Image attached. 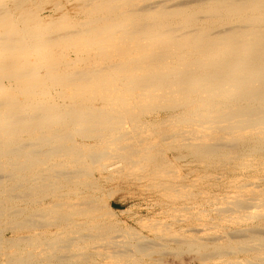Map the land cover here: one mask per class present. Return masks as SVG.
I'll list each match as a JSON object with an SVG mask.
<instances>
[{
    "label": "bare ground",
    "instance_id": "bare-ground-1",
    "mask_svg": "<svg viewBox=\"0 0 264 264\" xmlns=\"http://www.w3.org/2000/svg\"><path fill=\"white\" fill-rule=\"evenodd\" d=\"M179 148L263 170L264 0H0V264H165L152 256L170 241L202 264H264V191L250 176L219 211L224 235L204 237L207 222L184 239L170 222L149 245L103 220L118 190L101 186L148 163L162 175Z\"/></svg>",
    "mask_w": 264,
    "mask_h": 264
},
{
    "label": "rangeland",
    "instance_id": "rangeland-1",
    "mask_svg": "<svg viewBox=\"0 0 264 264\" xmlns=\"http://www.w3.org/2000/svg\"><path fill=\"white\" fill-rule=\"evenodd\" d=\"M184 150H186V149H181V148H179V149H174V150H172L173 152H170L169 153V157L172 159V160H174L175 158H181L180 160H177L176 159V161H175V163L176 164H174V165H172V167L171 166H169V165H163V164H160L161 165V168H160V170L162 171V175H164V177L165 176H167V178L165 177H163L161 174H159L160 176H162V177H159V175L157 176V175H154V173H153V175H152V172H154V171H152V167L149 165V163L148 164H145L146 166H143V167H140V169L138 168V170H140V174L141 175H139V171L137 170V168H133V172H132V170L130 171V169H127V168H122L121 170H120V172H118V174L116 173V175H114L113 177H112V180H110L109 182H106L105 183V185H103V186H101V189L98 191V193H99V195L100 194H102L103 195V193H108V192H111V189L112 190H114V191H112V193H114L115 191H117V192H115V195H116V198L117 199H115L114 201H112V202H110V204L114 207V209H115V212L116 213H114V216H113V214L110 216V217H105L104 216V221L105 222H109V220L111 221V222H109V224H114L115 226H117V228L119 229V230H128V229H133L134 231H136V232H138L139 231V233L144 237V238H142L141 239V241H143V243H147L148 241H150L151 242V245H152V243H155V241L156 242H158V240H159V236H160V234H161V228L162 229H165V228H170V230H172V232H178L179 231V233H177L176 234V236L177 237H185V238H188L189 236H191L193 233H195L196 235H197V233L196 232H194L193 230L191 231V230H188V228H189V225L188 224H193V228H196V226L198 227V228H200V227H202L203 226V224H207V222H210V223H208L207 224V229H208V226H209V228L210 229H208V232L209 233H207V235H205L204 237H207V238H211V237H214V236H217V235H220L221 233H222V235H224L225 234V232L227 233V232H230V228H232V226L230 225V223H229V220H228V218L227 219H223V216H222V214H221V212H219V211H221L225 206H226V202L227 201H231L232 200V197H234L236 194L237 195H240L239 193V190H237L238 188L236 187V186H241V185H244V184H248V180H250V179H252V177L254 178V182H253V180H250L249 181V183H250V186H249V188L251 189V187L253 188V190L255 189H260V188H262V189H260L259 191H264V184H262V183H264V168H263V170H261V169H259V171L258 170H255L256 168V166H254L255 165V161L253 162H250V161H248V160H250V159H248V160H243L242 162H240L241 160L240 159H232V158H230V159H228V160H226L225 162L227 163V165H229V166H227L226 165V163L225 162H223V163H217L218 165V167L215 165V164H212L211 166H207V165H204L202 162H200V160L196 157V156H194V155H192V154H190L189 152H188V150H186V151H184ZM184 152V153H183ZM172 153V154H171ZM224 153L225 154H227L228 155V153H229V150H225L224 151ZM190 155V156H189ZM192 156V157H191ZM191 157V158H190ZM185 158V159H184ZM237 162H235V161ZM234 161V162H233ZM245 161H248V162H245ZM230 162V163H229ZM244 162H245V164H244ZM250 162V163H249ZM198 163H199V165H198ZM200 163H202V164H200ZM233 165H232V164ZM235 163V164H234ZM243 163V164H242ZM248 163H249V165H248ZM181 164V165H180ZM237 164H238V166H239V164H240V166H239V168L237 167ZM247 165V167L245 168L244 166H242V165ZM251 164H252V166H253V168H252V166H251ZM162 165L163 166H165V167H167V166H169V168L171 169L172 168V170L171 171H169L168 169H166V168H164V167H162ZM177 165V166H176ZM201 165V166H200ZM215 165V166H214ZM220 165V166H219ZM224 165H226V166H224ZM149 166H150V168H149ZM148 167V168H147ZM175 167V168H174ZM209 169H208V168ZM231 167V168H230ZM141 168L142 169H144V170H141ZM168 168V167H167ZM173 168H174V170H173ZM180 168V169H179ZM183 170H182V169ZM203 168V169H202ZM207 168V169H206ZM229 168V169H228ZM147 169V170H146ZM166 169V170H165ZM177 169H178V171H177ZM227 169V170H226ZM126 170L128 171V173L126 172ZM136 170H137V172H136ZM148 172V171H150V172H146V171ZM166 171V174H164L165 172L164 171ZM167 170H168V172H167ZM216 170V171H215ZM235 170V171H234ZM246 170V171H245ZM124 171V172H123ZM143 171V172H142ZM176 171V172H175ZM206 171H207V173H206ZM238 171V172H237ZM231 172V173H230ZM247 172V173H246ZM252 172V173H251ZM254 172V173H253ZM257 172V173H256ZM121 173V174H120ZM126 174V175H124V174ZM131 173V174H130ZM139 175H137V174ZM144 173H146V174H144ZM171 173V174H170ZM233 173V174H232ZM236 173V174H235ZM248 173H250V174H252V175H250V174H248ZM261 173V174H260ZM148 174V175H147ZM150 174V175H149ZM170 176H168V175ZM175 174V175H174ZM179 174V175H178ZM206 174V175H205ZM211 174V175H210ZM123 175V176H122ZM145 175H147L148 176V178H149V176H150V178L148 179L147 178V176H145ZM176 175H178V179H173L174 177H171V176H176ZM205 175V176H204ZM233 175V176H232ZM247 175V176H246ZM256 175V176H255ZM259 175H262V176H259ZM124 176H126V177H124ZM127 176H128V178H127ZM132 176V177H131ZM134 176V177H133ZM143 176V177H142ZM153 178H152V177ZM156 176V177H155ZM186 178H185V177ZM200 178H199V177ZM207 176V177H206ZM211 176H212V178H215L216 177V179H211ZM215 176V177H214ZM221 176V177H220ZM237 176V177H236ZM247 178H246V177ZM250 176V177H249ZM255 176V177H254ZM118 177V178H117ZM131 177V178H130ZM140 177V178H139ZM155 177V178H154ZM169 177V178H168ZM180 177V178H179ZM183 177V178H182ZM204 177H206V178H204ZM218 177V178H217ZM234 177V178H233ZM238 177H240V179L238 178ZM248 177L250 178V179H248ZM125 178H127L126 180H124ZM143 178H145L144 180H143ZM147 178V179H146ZM195 178V179H194ZM204 178V179H203ZM207 178H209V179H207ZM232 178V179H231ZM237 178V179H236ZM257 178V179H256ZM260 178V180H258ZM115 180V182H114V180ZM118 179V180H117ZM141 179V182L139 181L138 182V180H140ZM162 179V180H161ZM193 179V180H192ZM197 179V180H196ZM199 179H202V180H200L199 181ZM242 179H243V183H242ZM247 179V180H246ZM256 179V180H255ZM117 180V181H116ZM128 180H130V181H128ZM132 180V181H131ZM134 180H136V181H134ZM146 180V181H145ZM150 180V181H149ZM153 182H152V181ZM166 180V181H165ZM173 182H172V181ZM190 180V181H189ZM196 180V181H195ZM207 180L209 181V182H207ZM212 180V181H211ZM220 180V181H219ZM236 182H235V181ZM258 180V181H257ZM111 181H113V182H111ZM149 181V182H148ZM180 181V182H179ZM185 181V182H184ZM203 181H205L204 183H203ZM233 181L235 182V183H233ZM148 182V183H147ZM161 182H162V184H164V183H166V184H164V185H161ZM168 182V183H167ZM198 184H197V183ZM201 182V183H200ZM207 182V183H206ZM218 182V183H217ZM228 182H230V183H228ZM147 183V184H146ZM149 183H150V185H149ZM154 183V184H153ZM157 183H158V185H157ZM191 183L193 184V185H191ZM203 183V184H202ZM213 183V184H212ZM224 183V184H223ZM144 184V185H143ZM145 184H146V186H149V187H147L146 188V186H145ZM174 184V185H173ZM182 184V185H181ZM186 184H188V185H186ZM197 184V185H196ZM204 184H205V186H204ZM212 184V187H214V190H213V188L211 187V186H209V185H211ZM216 184H217V186H216ZM223 184V185H222ZM229 184H230V186H229ZM234 184V185H233ZM260 184V185H259ZM153 185V186H152ZM160 185V186H159ZM173 186V189L170 187V188H168L169 186ZM182 186V187H180L181 189L183 188H185L184 189V191L182 190L181 191V189L179 188V186ZM186 185V186H185ZM191 185V186H190ZM199 185V186H198ZM221 185V186H220ZM227 185H228V187L229 188H231L230 190H229V188L227 187ZM236 185V186H235ZM252 185V186H251ZM255 185V186H254ZM142 186H144V187H142ZM156 186V187H155ZM177 186V187H176ZM183 186H185V187H183ZM193 186V187H192ZM204 187V188H202V187ZM218 186H220V187H218ZM235 186V187H234ZM105 187V188H104ZM119 187V188H118ZM153 187H154V189H153ZM157 187H158V189H157ZM160 187V188H159ZM198 188V190H196L197 188ZM201 187V188H200ZM209 187V188H208ZM217 187H218V189H217ZM236 188V189H234V188ZM255 187V188H254ZM259 187V188H258ZM151 188V189H150ZM164 190H163V189ZM176 188H178V189H176ZM187 188H190L189 190L187 189ZM193 190H192V189ZM206 188V189H205ZM208 188V189H207ZM167 189V190H166ZM234 191H233V190ZM103 190V191H102ZM106 190V191H105ZM165 190H166V192H168V191H170V193L168 192V194L165 192ZM173 190H174V192L176 191V193L177 194H175V196H173V195H171V191H172V194H174V192H173ZM188 190V191H187ZM192 191V193H191V191ZM203 190V191H202ZM204 190H206V193H205V191ZM219 190H220V192H219ZM224 190H225V193H227V191H228V193L227 194H229V195H224ZM200 191V192H199ZM202 191V192H201ZM208 191V192H207ZM233 191V192H232ZM160 192H161V195H160ZM164 192V193H163ZM182 192V193H181ZM187 192V193H186ZM199 192V193H198ZM217 192V193H216ZM222 192V193H221ZM237 192V193H236ZM239 192V193H238ZM258 192V191H257ZM159 193V194H158ZM163 193V194H162ZM184 193H185V195L187 196H183L184 195ZM190 193H191V195H190ZM202 193V194H201ZM206 195H204V194ZM213 193V194H212ZM214 193H215V195H214ZM219 193V194H218ZM234 194V196H230V195H232V194ZM251 192H248V194H250ZM260 192H258V195L260 196V194H259ZM167 194V195H166ZM180 194H182V196H180ZM188 194V195H187ZM208 194H211V196L212 197H210V195H208ZM224 196H223V195ZM244 194H246V193H244ZM247 194V195H248ZM101 195V196H102ZM164 195H166L165 197H164ZM178 195L180 196L179 198H175L176 196L178 197ZM197 195V196H196ZM199 195V196H198ZM201 195V196H200ZM218 195V196H217ZM221 195V196H220ZM236 195V196H237ZM172 196V197H171ZM192 196H193V198H192ZM196 196V197H195ZM235 196V197H236ZM190 197H191V200H189L190 199ZM201 197H203V198H201ZM172 198H174V199H172ZM189 198V199H188ZM195 198V199H194ZM206 198H209L208 199V201H207V199ZM221 198H222V200H221ZM223 198H225L226 199V201H224L223 200ZM229 198V199H228ZM159 199V200H158ZM162 199V200H161ZM217 199V200H216ZM188 200V201H187ZM203 200V201H202ZM211 200V201H210ZM213 200H214V203H213ZM221 200V201H220ZM175 201V202H174ZM185 201H187V202H185ZM199 201V202H198ZM216 201H218V202H216ZM223 201V202H222ZM106 202H107V204H106ZM174 202V203H173ZM197 202H198V204H197ZM208 202V203H207ZM221 202V203H220ZM106 205H109V202L106 200L105 202H104ZM160 203V204H159ZM165 203V204H164ZM171 203V204H170ZM184 203V204H186V205H190L189 207L191 208V212H190V208L188 207V209L186 210V208H184V207H182V208H184V210L183 209H181L180 207H181V205ZM197 204V206L196 205H194V204ZM208 205H207V204ZM217 203V204H216ZM224 203H226V204H224ZM158 204V205H157ZM162 204V205H161ZM168 204V205H167ZM174 204V205H173ZM180 206H179V205ZM206 204V205H205ZM214 204V205H213ZM220 204H222V205H220ZM166 207H165V206ZM178 206V208H176V207H173V206ZM194 205V206H193ZM212 205V206H211ZM218 205V206H217ZM228 205V204H227ZM20 206H23V207H26V204L24 205V202L23 203H21L20 204ZM169 206V207H168ZM192 206V207H191ZM220 206V207H219ZM168 207V208H167ZM204 207V208H203ZM210 207V208H209ZM217 207V208H216ZM170 208H172V210H170L169 211V209ZM198 208V209H197ZM168 209V210H167ZM173 209H175V210H173ZM178 209H180V210H178ZM207 209V210H206ZM121 210V211H120ZM124 210V211H123ZM162 210V211H161ZM204 210V211H203ZM213 212H212V211ZM215 210V211H214ZM164 211H168L167 213L166 212H164ZM173 213H172V212ZM177 211V213H175ZM188 211V212H187ZM193 211H196V212H193ZM199 211V212H198ZM203 211V212H202ZM209 211V212H208ZM173 214V216H175V218L176 219H172V218H174L173 216H172V214ZM178 212H180V213H178ZM186 212V213H185ZM211 212V213H210ZM215 212V213H214ZM100 213V212H99ZM102 213H103V211H102ZM175 213V214H174ZM188 213V215H187V217H186V214ZM189 213H192L191 215L189 214ZM194 213V214H193ZM199 215H198V214ZM166 214V215H165ZM167 214H169V216L167 215ZM171 214V215H170ZM179 214V215H178ZM182 214V215H181ZM206 214H208V215H206ZM184 215V216H183ZM189 215H190V217H189ZM193 215V216H192ZM195 215H197V216H195ZM206 215V216H205ZM180 218H179V217ZM192 216V217H191ZM198 216H199V218H198ZM203 216H204V218H203ZM112 217V218H111ZM143 217V218H142ZM184 218V219H182V218ZM213 217V218H212ZM221 217V218H220ZM109 218H111V219H109ZM116 218V219H115ZM146 218H147V220H146ZM171 218V219H170ZM179 220H178V219ZM219 218V219H218ZM168 219V220H167ZM170 219V220H169ZM195 219V221L193 222V220ZM203 219H204V221H203ZM108 220V221H107ZM144 221V223H143V221ZM172 220H174V221H172ZM178 220V224H177V222L176 221ZM183 220V221H182ZM205 220H208V221H206L205 222ZM227 220H228V223H227ZM112 221H115V222H112ZM152 221V222H151ZM161 221H163V222H161ZM183 223H182V222ZM198 221H199V223H198ZM222 221V222H221ZM225 221V222H224ZM116 222H118V223H116ZM123 222V223H122ZM125 222V223H124ZM149 222V223H148ZM157 222V223H156ZM160 222V223H159ZM164 222H166V223H164ZM170 222H172V223H170ZM213 222H214V224H213ZM221 222V223H220ZM223 222H224V224H223ZM147 225H146V224ZM151 223V224H150ZM154 225H153V224ZM162 225V226H159L160 227V229H159V227H155V226H157V225ZM169 223H170V225H169ZM214 225H212V224ZM216 223L218 224V225H216ZM220 223V224H219ZM118 224V225H117ZM145 226H144V225ZM149 224V225H148ZM174 224V225H173ZM183 224V225H182ZM201 224V225H200ZM121 225V226H120ZM142 225V226H141ZM154 226V227H151V226ZM170 227H169V226ZM180 225V226H179ZM166 226V227H165ZM168 226V227H167ZM173 226V227H172ZM187 226V227H186ZM228 226V227H227ZM130 227V228H129ZM141 227V228H140ZM143 227H148L147 229H145V228H143ZM152 229V231H149V230H151L150 228ZM163 227H165V228H163ZM177 227V228H176ZM187 228V229H185L184 230V228ZM215 227V228H214ZM121 228V229H120ZM124 228H127V229H124ZM182 231H184V233L186 234H184L183 233V231L181 232L179 229ZM218 228H220V229H218ZM145 229V230H144ZM156 229H159V230H154ZM211 232H210V231ZM216 230V231H215ZM221 230V231H220ZM158 231H160V232H158ZM189 231V232H188ZM215 231V232H214ZM192 232V233H191ZM155 233V234H154ZM214 233V234H213ZM185 236H184V235ZM209 234V235H208ZM115 235H119V233L117 232V233H115L114 234V236ZM159 235V236H158ZM178 235H180V236H178ZM188 235V236H187ZM202 234H199L198 233V235L197 236H201ZM155 236V237H154ZM184 238V239H185ZM145 240H148L147 242L145 241ZM151 240H153V241H151ZM171 242V241H170ZM168 243V247H166L167 248V250H169V251H167L166 250V248L163 250V252L165 253H160L159 255L157 254V253H155L154 254V256H152V258H156V259H158V258H162L163 260H166L167 262L165 263V261H163L165 264H181V262H183L182 264H202L201 263V253L200 252H198L196 249L194 250V249H191L190 250V248H187V247H181V246H178V244H176V243H174V242H172V243ZM147 244H149V243H147ZM150 245V244H149ZM210 245H212V244H210ZM173 247V248H172ZM181 247V248H180ZM209 247H212V246H209ZM171 248H172V250H171ZM176 249V250H175ZM182 249V250H181ZM190 250V251H188V250ZM133 249H131V251H132ZM181 250V251H180ZM166 251H167V254H166ZM173 251L174 253L172 254L171 252ZM176 251H178V252H176ZM193 251H197V252H193ZM170 254H169V253ZM186 252H188V253H190L189 255L188 254H186ZM131 253H134V251L133 252H131ZM181 253H182V255H181ZM185 253V254H184ZM194 253H196V254H194ZM172 254V255H171ZM187 255V256H186ZM137 257H138V259L141 261H143V263H147V261H148V263H152L151 262V259H150V256H147V255H136ZM143 256V257H142ZM176 256H179V257H176ZM183 258H182V257ZM195 256V257H194ZM147 257H149V258H147ZM164 257H165V259H164ZM193 257V258H192ZM94 258V259H93ZM92 259H93V261H92ZM146 259H148V260H146ZM161 259V260H162ZM200 261H199V260ZM91 260V261H90ZM99 260V262H97ZM90 261V262H89ZM89 261H87V263L86 264H89V263H91V264H99V263H101L102 264V262H103V264L106 262L107 264H113L111 261L109 262L108 260H101L100 259V257H95V256H93L91 259H89ZM108 261V262H107ZM181 261V262H180ZM216 261V262H215ZM94 262V263H93ZM210 262V263H209ZM207 264H222L221 263V261L219 260V259H213V260H210ZM152 264H159V263H156V262H153Z\"/></svg>",
    "mask_w": 264,
    "mask_h": 264
}]
</instances>
